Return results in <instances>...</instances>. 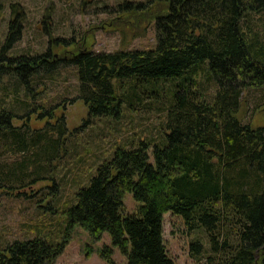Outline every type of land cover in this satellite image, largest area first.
Here are the masks:
<instances>
[{"label":"trees","instance_id":"1","mask_svg":"<svg viewBox=\"0 0 264 264\" xmlns=\"http://www.w3.org/2000/svg\"><path fill=\"white\" fill-rule=\"evenodd\" d=\"M123 8L154 22L151 49L76 47L61 59L49 50L8 56L22 32L20 14L11 10L0 47V157L13 158L0 160V190L14 199L30 197L23 190L45 179L39 173L65 152L61 138L67 133L62 117L30 130L31 114L50 119L52 109L33 103L25 113L27 99L17 101L13 91L7 102L2 79L16 78L32 93L35 75L59 62L72 64L77 91L70 102L79 100L85 107L82 126L118 119L124 104L134 112L147 110L149 101H163L164 116L162 137L131 140L96 167L66 211L68 228L78 226L93 239L107 233L125 264H174L162 240V216L169 213L186 231L203 233L204 264H260L264 126L251 128L237 113L244 90L264 87V31L252 23L253 15L264 12V0H147ZM206 84L213 88L208 95ZM124 193L140 204L132 214H123ZM67 239L59 244L14 240L0 247V264H52ZM202 248L198 241L189 243L193 256L202 255ZM110 255L108 247L100 251L107 264H112Z\"/></svg>","mask_w":264,"mask_h":264},{"label":"rangeland","instance_id":"2","mask_svg":"<svg viewBox=\"0 0 264 264\" xmlns=\"http://www.w3.org/2000/svg\"><path fill=\"white\" fill-rule=\"evenodd\" d=\"M146 1L0 0V47L13 10L20 14L22 32L8 56L42 54L49 50L60 59L69 58L76 47L91 52L149 50L155 40L154 22L138 17L134 9L123 8L124 4ZM252 17L254 29L263 32L264 12ZM35 76L32 85L29 84L32 93L16 78L4 77L1 82L9 95L7 102L14 97L12 92L15 91L16 95L18 91L17 101L26 98L30 105V110H25V113L32 110L33 103L52 109L53 117L50 119H35V114H31L26 123L30 130L42 129L45 124L54 125L56 118L62 117L67 131L61 138V148L65 152L60 151L50 167L47 165L39 173L44 180L23 190L30 197L15 196L14 199L3 195L0 190V247L14 240L33 238L59 244L68 235L67 243L52 264H107L100 256L103 247L111 249L112 264H125V258L111 246L107 233L93 239L78 226L69 229L66 211L75 203L77 190L87 185L96 167L110 159L117 147L127 145L131 140L156 141L162 137L164 113L160 106L164 102L149 101L147 110L134 112L124 104L118 119L92 120L82 126L86 109L79 100L70 102L77 91L74 66L59 62L49 72ZM111 83L115 93H119L120 86L117 87L115 80ZM206 88L208 95L213 88L209 84ZM240 102L237 119L251 128L264 126V87L244 90ZM16 103L15 111L18 113L15 114L19 115L22 109ZM14 124L18 126L20 122L15 121ZM12 158L0 157V160ZM122 204L123 214L134 213L140 205L128 193L123 194ZM162 240L166 254L174 264H204L206 240L203 233L186 231L179 217L169 213L162 216ZM193 241L202 244V255L190 253L189 243ZM263 257L264 251L258 255L260 264Z\"/></svg>","mask_w":264,"mask_h":264},{"label":"water","instance_id":"3","mask_svg":"<svg viewBox=\"0 0 264 264\" xmlns=\"http://www.w3.org/2000/svg\"><path fill=\"white\" fill-rule=\"evenodd\" d=\"M262 250L264 251V246L262 247ZM261 264H264V257H263V259L261 260Z\"/></svg>","mask_w":264,"mask_h":264}]
</instances>
